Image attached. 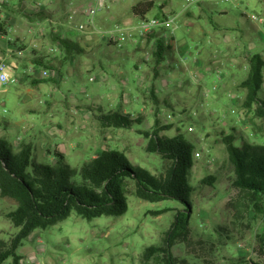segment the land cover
<instances>
[{"label":"rangeland","instance_id":"1","mask_svg":"<svg viewBox=\"0 0 264 264\" xmlns=\"http://www.w3.org/2000/svg\"><path fill=\"white\" fill-rule=\"evenodd\" d=\"M37 1L16 0L14 8L3 9L7 39L18 37L10 42L26 51L24 58L13 59L35 65L42 77L49 70L51 76L43 77L46 82L40 84L33 83L31 76L26 83L0 86V136L5 135L15 150L33 142V161L54 165L52 140H41V135L62 123L64 132L80 136L74 139L77 152L65 153L73 167H82L104 150L116 149L133 165L160 175L167 162L147 152L149 140L141 133L181 135L195 147L189 177L194 188L193 214L188 232L172 248L174 264H264V219L244 206L223 141L234 135L237 146L256 142L242 111L246 91L240 85L248 76V60L255 55L264 59V23L252 22L244 13L264 15V0H200L189 10L186 0H172L179 16L175 35L188 49L183 56L166 55L158 67L155 55L148 58L145 54L153 48L137 37L141 21L131 7L140 0H110L112 10L97 16L102 34L71 29L65 0H58L44 16L33 9ZM155 1L163 5L167 0ZM218 10L228 13H216L215 21L208 18ZM158 14L157 8L148 17ZM117 24L132 28L122 48L111 45L105 33ZM200 26L206 34L195 35ZM57 36L78 43L83 52L68 55ZM10 42L0 43L1 54L14 47ZM201 50L209 53L204 60L199 59ZM116 111L133 115L142 124L130 130L102 128L101 112ZM209 177L215 178L213 184H202ZM128 200L129 210L123 216L87 220L72 214L49 229L35 231L18 251L21 263L144 264L147 247H166L167 233L183 206L173 201H143L134 195L133 185ZM16 207L15 200L0 195V241L10 242L19 231L7 217ZM165 255L157 254L146 264H166ZM4 264H14L13 259Z\"/></svg>","mask_w":264,"mask_h":264},{"label":"trees","instance_id":"2","mask_svg":"<svg viewBox=\"0 0 264 264\" xmlns=\"http://www.w3.org/2000/svg\"><path fill=\"white\" fill-rule=\"evenodd\" d=\"M164 7L157 5L155 0H140L132 12L137 18L145 19L154 9L159 8L161 13ZM39 14L44 16L45 12ZM6 35L8 24L0 16V36ZM56 39L68 55L83 52L78 43L70 39L58 36ZM148 40L149 44L156 40L152 51L157 67L161 66L173 47L167 46L164 38L157 34ZM248 61V76L240 85L246 91L241 107L256 142L237 146L234 135L224 137L223 141L234 167V185L245 199L244 206L264 219V59L255 55ZM98 119L102 128L130 130L135 124H142L141 119L119 111L101 112ZM141 134L149 140L147 152L159 155L167 162L164 173L155 175L146 168L133 165L125 153L116 149L102 151L80 168L70 165L65 155L56 151L55 164L47 165L33 161L32 144H24L19 151H14L7 140L0 139V195L16 201V209L7 217L19 230L10 242L0 241V264L10 258L14 264H23L18 251L24 241L35 231L49 229L72 214L87 220L125 215L129 210L130 185L134 187V195L143 201H173L183 206L167 233L166 247L153 245L142 255L144 264L161 253L167 254L166 264H174L172 248L188 232L193 214L191 197L194 188L189 177L195 147L181 135L169 138L160 136L157 131ZM212 181L215 178L209 177L202 184L212 185Z\"/></svg>","mask_w":264,"mask_h":264},{"label":"built area","instance_id":"3","mask_svg":"<svg viewBox=\"0 0 264 264\" xmlns=\"http://www.w3.org/2000/svg\"><path fill=\"white\" fill-rule=\"evenodd\" d=\"M188 6L192 4H197L200 0H186ZM214 1H223V2H232L234 0H214ZM6 2L5 0L2 3ZM66 9H67V22L70 23V28L75 29L80 33H90L91 31L97 30V33L102 34V31L98 29L97 25V16L101 12H109L112 10V3L110 0H65ZM46 0H38L36 6L41 7L45 5ZM244 16L252 22L264 23V15L257 13H244ZM179 16L176 14L157 16L152 19L149 17L145 19H140L141 23L138 27V40L144 45H148L149 37L157 32H160L162 29H165L164 40L167 46L172 45L173 36L177 29V18ZM131 27L128 25L117 24L114 29L109 32H105L109 35V42L111 45L122 48L125 43L129 40V35ZM162 36V35H161ZM160 36V37H161ZM3 38L4 36H0ZM67 38L68 37H63ZM152 48L156 45V40L152 41ZM38 47L35 45V48ZM9 54L16 56L17 58H24L26 51L21 48H10ZM146 56L149 58L153 55V51L149 50L146 53ZM51 72L49 70H44L43 77L49 78ZM94 81V79H91ZM19 79L14 76L10 70V67L0 55V86L18 84ZM6 112V111H4ZM198 157H201L200 153H197Z\"/></svg>","mask_w":264,"mask_h":264},{"label":"crops","instance_id":"4","mask_svg":"<svg viewBox=\"0 0 264 264\" xmlns=\"http://www.w3.org/2000/svg\"><path fill=\"white\" fill-rule=\"evenodd\" d=\"M57 1L58 0H49V4L45 3V5H42L41 7L35 5L33 7V9L36 10L35 11L36 14H39L40 12H47L49 10L51 11L56 6ZM51 2H52V4H51ZM16 4H17L16 0H10V1L6 0V2H4V3H2L0 5V16L4 19L3 9L7 8V7L10 8L9 5H11L12 7L13 6L15 7ZM163 5L165 7L161 10V14L162 15H167L168 16L170 14H175L176 13L175 10L172 7V0L164 1ZM132 7H133V5H132ZM132 7H131V9H132ZM188 7L189 6L187 5L186 9L189 10L190 7L189 8ZM188 10H186L187 11V13H186L187 16H191L192 12H190ZM216 13L219 14V15H224V14H227L228 11L227 10H218L217 12H210V17H208V18H210L212 21H215ZM119 15H120V13H119ZM157 16H159V14ZM129 21L132 24L134 22V20H132L130 18H129ZM222 26H224V25L223 24H219V25L217 24L218 28H221ZM165 31H166L165 29H162L160 31L162 33V36H161L162 38H164ZM54 32H58V30L56 28H54ZM158 33L159 32H157L156 34H158ZM193 33L195 35H198L200 33L206 34V30L202 26H200V27H196ZM7 37H8V35L4 36L3 38L0 37V43L5 45V44H8L10 41H14L16 38H18V37H12L10 39H7ZM10 44H11V46L17 47V46H15L14 43L10 42ZM148 45L150 46V48H152L153 44H148ZM171 46L173 47V52L171 53L172 57H175L176 53H178L179 55L183 56L186 53L187 49H188V45L186 43H183L182 40L180 41V39L177 37V35L173 36V43H172ZM14 47H10L9 46L8 48H5L6 49L5 54H1L0 53V55L4 58V60L6 61L8 66L10 67V70H11L12 74L19 79V84L26 83L24 81L27 78H30L31 76L35 78V80H33V83L40 82V81L43 82V77L38 73V70L35 69V65L30 64V62H25V61H22L20 59H13L12 58V56H14V55L9 54L8 51H9L10 48H14ZM206 54H209V53L206 50H201V52L199 53V57H200L199 59L204 60V57H206ZM160 76H162L161 71H160ZM12 125H13L12 123H8L9 127H12ZM55 128H57V129H55ZM55 128L50 129V133L49 134L48 133H43V135H41V138H42L41 140L45 139L46 137L50 138L52 140V144L54 145V153L56 151H59V152L63 153L64 155H65V153H70V152L76 153L77 149L79 147H78L77 144H74V139H78V138H80V136L74 134L71 131L64 132L62 123H58L57 127H55ZM56 136H59V137H56ZM0 139H5V140H7L10 143V141L6 138L5 135L4 136H0ZM53 140L55 141V144H54ZM57 142H58V144H57ZM27 144H32L34 149L36 147L35 144H33V142H29ZM23 145L24 144H21L16 150L14 149V151H19ZM94 157H96V156H94Z\"/></svg>","mask_w":264,"mask_h":264}]
</instances>
